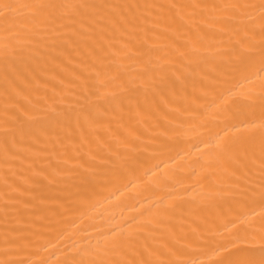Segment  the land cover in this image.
<instances>
[{"label":"bare ground","instance_id":"6f19581e","mask_svg":"<svg viewBox=\"0 0 264 264\" xmlns=\"http://www.w3.org/2000/svg\"><path fill=\"white\" fill-rule=\"evenodd\" d=\"M0 264H264V0H0Z\"/></svg>","mask_w":264,"mask_h":264}]
</instances>
